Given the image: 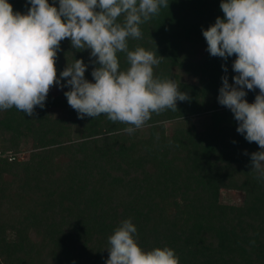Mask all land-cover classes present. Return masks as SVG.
Here are the masks:
<instances>
[{"label":"trees","instance_id":"obj_1","mask_svg":"<svg viewBox=\"0 0 264 264\" xmlns=\"http://www.w3.org/2000/svg\"><path fill=\"white\" fill-rule=\"evenodd\" d=\"M8 2L22 14L31 7ZM221 2L168 0L141 25L142 38L129 39V50L163 57L154 76L189 96L132 134L104 114L80 119L59 85L31 117L0 111V264H106L108 238L128 219L144 251L169 247L179 264H264V179L250 167L260 149L218 102L222 77L234 84L236 57H212L202 34L224 17ZM60 48L58 77L82 59L94 83L90 50L70 39ZM118 58L126 70V55ZM225 191L242 201H225Z\"/></svg>","mask_w":264,"mask_h":264},{"label":"clouds","instance_id":"obj_2","mask_svg":"<svg viewBox=\"0 0 264 264\" xmlns=\"http://www.w3.org/2000/svg\"><path fill=\"white\" fill-rule=\"evenodd\" d=\"M28 3L22 14L0 0V111L14 107L31 117L59 85L71 89L64 95L80 119L104 114L132 134L152 114L177 111V102L189 99L175 80L154 76L163 57L139 46L129 50V39H141V25L168 8V0H58V7L55 0ZM220 9L224 17L202 30L212 57H236L234 84L222 77L218 102L233 113L237 132L259 146L250 154V167L264 179V0H222ZM65 39L77 51L90 50L94 83L85 78L89 65L82 59L68 63L58 77L57 54ZM119 53L126 55V70L120 68ZM245 89H259L253 103ZM136 234L131 219L122 221L108 238L106 264H179L169 247L144 251Z\"/></svg>","mask_w":264,"mask_h":264},{"label":"rangeland","instance_id":"obj_3","mask_svg":"<svg viewBox=\"0 0 264 264\" xmlns=\"http://www.w3.org/2000/svg\"><path fill=\"white\" fill-rule=\"evenodd\" d=\"M28 154L24 153L21 154V160L27 159ZM222 197L224 198L225 201L230 202V203H240L243 199V195L241 193H236V192H223Z\"/></svg>","mask_w":264,"mask_h":264}]
</instances>
